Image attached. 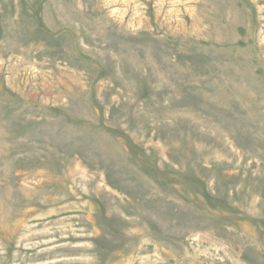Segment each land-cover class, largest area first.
Wrapping results in <instances>:
<instances>
[{"label": "rangeland", "instance_id": "obj_1", "mask_svg": "<svg viewBox=\"0 0 264 264\" xmlns=\"http://www.w3.org/2000/svg\"><path fill=\"white\" fill-rule=\"evenodd\" d=\"M0 264H264V0H0Z\"/></svg>", "mask_w": 264, "mask_h": 264}]
</instances>
